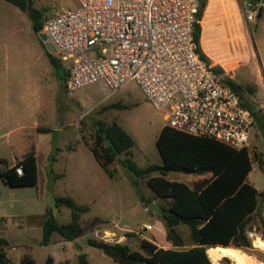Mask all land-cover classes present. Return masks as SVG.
<instances>
[{
  "label": "rangeland",
  "instance_id": "1",
  "mask_svg": "<svg viewBox=\"0 0 264 264\" xmlns=\"http://www.w3.org/2000/svg\"><path fill=\"white\" fill-rule=\"evenodd\" d=\"M32 1L43 14L42 22L57 13L78 7V0ZM249 1L207 0L201 47L210 66L241 87L242 99L256 114L249 147L253 171L248 180L260 193H264V7L258 22H248L246 10ZM40 43V35L36 34L29 16L16 6L0 0V173L29 148L33 139L20 128L25 101L43 94L50 100L53 98L56 106L63 102V119L69 117L74 120L89 144L94 140L96 122L102 121L107 125L117 122L135 140L133 160L140 168L163 165L157 139L167 126L166 112L157 110L138 84L131 83L111 93L105 84L95 83L71 96L58 81H50L44 60L37 54ZM53 54L60 59L56 52ZM65 65L68 67L70 64ZM50 82L53 85L51 89ZM45 137L55 144L65 140L63 133ZM76 140V137L70 138L68 145L76 147ZM114 167L117 170L114 179L109 178L99 164L83 169L70 168L65 176H62L63 170L57 169L55 174L48 170L51 183L39 188H13L5 185L0 178V216L5 222L0 223V238L8 243L7 253L12 264H21L26 254L32 255L36 264H49L50 256L55 257V264H80L82 254L86 255L89 264H118L103 251L89 246L87 241L96 238L122 243L125 239H122L121 233L114 235L98 231L115 224L127 231L123 234L131 232L129 244L133 250L140 249L137 240L140 234L157 241L165 240L156 230L145 231L142 226L145 223L155 225V220L162 222L159 214L161 207L167 203L156 197L145 179L138 180V194L133 186L135 176L119 162ZM212 177V174L199 176L180 172L168 175L169 180L184 182L192 188L204 185ZM58 197H70L90 210L82 216V225L86 229L83 237L70 242L65 250L58 247L49 250L40 246L43 238L41 215L52 210L61 224L72 221L69 208L56 207ZM153 204L159 208L158 212L149 210ZM95 219L103 223L93 225ZM179 231L189 246L188 228L182 226ZM248 235L252 247L240 250L264 263V250L255 246L257 238L264 241L263 195L259 198L258 212L248 225ZM221 264L234 263L224 259Z\"/></svg>",
  "mask_w": 264,
  "mask_h": 264
},
{
  "label": "built area",
  "instance_id": "2",
  "mask_svg": "<svg viewBox=\"0 0 264 264\" xmlns=\"http://www.w3.org/2000/svg\"><path fill=\"white\" fill-rule=\"evenodd\" d=\"M263 7L264 0L249 1L247 21L258 22ZM200 9L201 0H78L49 17L44 33L70 64L71 96L95 83L111 93L136 83L171 129L251 155L255 115L198 53ZM16 171L22 176L23 166Z\"/></svg>",
  "mask_w": 264,
  "mask_h": 264
},
{
  "label": "trees",
  "instance_id": "3",
  "mask_svg": "<svg viewBox=\"0 0 264 264\" xmlns=\"http://www.w3.org/2000/svg\"><path fill=\"white\" fill-rule=\"evenodd\" d=\"M5 1L29 16L36 34L44 33L43 14L34 7L32 0ZM206 7L207 0H201L195 40L198 53L207 60L201 47L202 20ZM42 43L50 55L52 65L66 78L70 69H65L62 61L43 41ZM226 81L241 95L239 85L230 79ZM244 105L256 118L249 104L244 102ZM93 139V143L89 144L90 150L110 178L116 177L117 170L114 165L119 162L126 171L135 176L133 186L138 194V180L145 179L156 197L167 203L161 207L159 218L164 224L167 241L172 248H159L146 239L141 240L139 250H133L130 244L111 243L96 238L88 239L89 246L103 251L118 264H214L207 254L210 248L252 247L248 225L258 212L259 198L264 196V193H260L248 180L253 171L249 149L237 151L216 140L194 137L165 126L157 139L163 165L140 168L133 160L136 142L119 123L107 125L102 121L96 122ZM19 166L24 169L22 176L16 171ZM172 172L199 176L212 174L213 177L204 185L192 188L184 182L169 180L168 175ZM0 178L5 185L13 188L36 187L39 182V170L35 150L13 167L1 172ZM56 207L69 208L72 221L61 224L53 211L47 210L42 240L45 246L51 244L54 235L73 242L83 237L86 232L82 225V216L89 212L88 206L79 205L70 197H58ZM98 223L103 222L98 219L93 221V225ZM182 226L189 230V246L179 231ZM130 236L131 233L128 237ZM0 245V264H12L5 249L7 242L0 239ZM21 264H36V261L26 256ZM80 264H89L86 255H80Z\"/></svg>",
  "mask_w": 264,
  "mask_h": 264
},
{
  "label": "crops",
  "instance_id": "4",
  "mask_svg": "<svg viewBox=\"0 0 264 264\" xmlns=\"http://www.w3.org/2000/svg\"><path fill=\"white\" fill-rule=\"evenodd\" d=\"M38 50H39L37 51L38 57L44 60V63L46 66L45 68L47 69V72L49 74L50 81L51 82L52 80L58 81L61 87L63 86L64 89L68 92L67 84H68L70 72H69V75L66 78H64L61 72L58 71L52 65V62L50 60V55L47 49L45 48V46L42 45V43H40ZM62 66L65 69L66 68L70 69L69 66L66 67L63 61H62ZM51 82H50V85L52 84ZM51 88H53V85L50 86V89ZM25 104L26 105L23 110L24 115L22 116V125L20 126V128L23 129L24 131H27L26 132L27 137L32 138L33 140L29 148H27L24 152H22V155L20 156V158H15V162L10 167H13L14 165H16V163L19 160L23 159V157H25L27 154H29L34 149L36 158H37L38 170H39V182L36 187L39 188L41 186L49 185L51 183V179L48 176V170H51L52 174L53 173L55 174V171L57 169L63 170L64 174H62V176H65L68 174L67 171H69L70 168L83 169L91 165L95 166L96 164H99L95 156L93 155L92 151L90 150L89 143L84 138V132L79 129L78 125L74 124V120L70 119L69 117H65V119H63L62 113L64 112H61V111H65V107L63 106L62 101L59 102V105L56 106V103H54L53 98H51L50 100V98L44 96L43 94L42 97L37 96V97H34L33 99L30 98L26 100ZM60 119H61V124L59 125L58 122ZM54 133H63L64 139H65L63 140L64 142L61 141L55 144L54 141L46 139L45 136L49 137ZM72 137H76L77 139L76 147L68 145V143H70L69 139ZM45 216H46V213L45 215H41L42 229H43V224L45 221ZM0 223L1 224L5 223L4 218L2 216H0ZM155 223H156L155 225H150L148 223H145L143 224L142 228H145V231L147 230V227H150V229L148 230H156V232L161 234V236L164 237L165 240L157 241L156 238H148L144 234H140L138 235L139 237L137 239L138 243H140L141 240L146 239L154 243L155 245H157L159 248H163V249L172 248V245L167 241V235H166L164 224L157 220H155ZM100 226H103V225H100ZM98 231H107L108 233H113L116 235L117 233H121L122 239H125V241H122V243L127 242L126 244H129L131 240L128 237V233H131V232H128L127 234H123L124 232H127V231L125 229H122L119 225L118 227H115L114 225L113 226L109 225L108 227H102ZM0 239L5 240L4 238H0ZM42 240L40 242V246L48 248L49 250L51 249L55 250L56 247H58L59 250L60 249L65 250L67 245L70 243L64 240L59 235H54L52 238L51 244L48 246L43 245ZM103 240L110 242L106 239H103ZM5 249L7 252L8 243ZM26 256L33 258L32 255L26 254L25 257ZM49 260H50V264L56 263V259L54 256L53 257L50 256Z\"/></svg>",
  "mask_w": 264,
  "mask_h": 264
},
{
  "label": "bare ground",
  "instance_id": "5",
  "mask_svg": "<svg viewBox=\"0 0 264 264\" xmlns=\"http://www.w3.org/2000/svg\"><path fill=\"white\" fill-rule=\"evenodd\" d=\"M115 235V234H114ZM255 246L261 250H264V241L257 238ZM209 258L214 264H221L225 258L233 261L234 264H264L260 263L254 257L248 255L238 248L218 246L210 248L207 251Z\"/></svg>",
  "mask_w": 264,
  "mask_h": 264
},
{
  "label": "water",
  "instance_id": "6",
  "mask_svg": "<svg viewBox=\"0 0 264 264\" xmlns=\"http://www.w3.org/2000/svg\"><path fill=\"white\" fill-rule=\"evenodd\" d=\"M41 40L45 43L46 47L52 52H56L55 47L48 41V37L45 33L40 35ZM149 210H152L154 212H158L159 208L153 204L151 207H149Z\"/></svg>",
  "mask_w": 264,
  "mask_h": 264
}]
</instances>
